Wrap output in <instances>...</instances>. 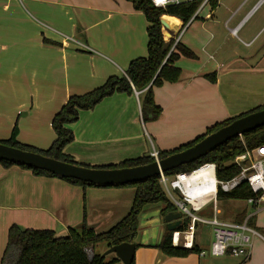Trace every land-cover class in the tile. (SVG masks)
<instances>
[{
	"label": "crops",
	"instance_id": "1",
	"mask_svg": "<svg viewBox=\"0 0 264 264\" xmlns=\"http://www.w3.org/2000/svg\"><path fill=\"white\" fill-rule=\"evenodd\" d=\"M246 3L223 21L217 9L205 13L207 6L186 26L165 16L176 27L173 39L181 32L180 43L197 59H179L175 65L182 70L180 81L155 89L161 117L144 123L140 94H115L80 113L70 126L75 139L64 153L86 166L115 165L154 151L176 150L215 124L264 106V44L249 50L261 31L244 30L242 24L230 27ZM148 26L145 15L127 0H0V141L9 140L17 125L20 144L48 150L57 138L53 118L70 97L123 76L133 60L147 57ZM213 73L215 83L205 78ZM135 193L129 187L83 188L57 177L35 176L20 166L0 165V264L12 225L66 237L70 228L86 220L104 233L103 224L109 222L111 229L129 214ZM232 201L220 202L226 210L217 202V215L209 204L201 218L216 215L236 224L246 213L245 221L252 216L255 226L264 230V207L254 215V207L245 201L246 208L231 216L236 209ZM162 209L149 205L141 213L134 264H208L207 257L215 259L209 254L213 228L206 225L199 232L202 223L195 226L193 245L200 253L167 257L158 248L167 230ZM262 246L253 240L250 259ZM98 247L99 254L108 251Z\"/></svg>",
	"mask_w": 264,
	"mask_h": 264
},
{
	"label": "trees",
	"instance_id": "2",
	"mask_svg": "<svg viewBox=\"0 0 264 264\" xmlns=\"http://www.w3.org/2000/svg\"><path fill=\"white\" fill-rule=\"evenodd\" d=\"M127 1L132 3L136 11L142 12L145 15L149 24L147 28V57L133 60L123 76L111 77L103 86L87 94L70 97L66 105H64L53 118L52 128L57 138L48 150L43 151L20 144L17 140V125H15L13 129L10 139L7 141H0V143L23 151L41 154L61 162L95 169L135 168L155 162V159L151 155H145L140 158L125 160L115 165L91 167L76 163L70 156L64 153L65 148L75 139L70 126L78 122L80 113L93 110L104 99L115 94H127L131 96L134 93H139L141 96V110L144 123L158 120L162 115V109L155 103V89L164 86L166 83L174 84L180 81L182 70L175 65L179 59H197L196 55L180 42L175 46L174 39L168 42L165 41L162 32L161 18L164 16L175 17L181 20L183 25L186 26L192 20H197L199 18L196 14L203 5L204 0L170 5L166 8L155 7L151 0ZM218 3L219 0H210L208 5L211 10L214 11L218 8ZM172 21L176 22L174 20ZM174 46L175 48L172 51ZM205 78L212 83L216 82L215 73L206 75ZM261 110H264V106L242 114L239 117L217 123L208 128L205 134L197 137L191 143L183 145L173 151H160L159 158L162 160L175 153L193 147L210 134L230 125L236 119ZM263 145L264 127L245 134L242 137L235 138L199 161L168 172L165 176L173 177L179 173L192 172L205 164H216L217 179L220 181H230L240 173V169L234 165V160L245 152ZM0 165L5 168L16 166L5 161H0ZM21 168L31 171L35 176L55 178V176L47 172L30 169L28 167ZM63 180L71 185L81 186L83 188L96 187L72 179ZM123 187L136 189L132 209L124 219L107 232L97 233L93 226H89L86 223V220L83 221L81 226L70 228L66 237H57L56 233L51 230H30L15 224L9 229L8 242L1 264H119L120 261L116 257L108 259L105 255L97 253L96 248L100 245H104L109 250L124 243L135 244L139 229L140 215L144 208L149 205H162V214L164 217L169 213L177 211V208L168 199L160 183V177H156L144 183L131 184ZM253 196L248 185L244 183L230 193H223L220 191L217 202L220 203L231 200L248 201ZM246 218V213L241 214L236 224H242ZM248 224L258 233L264 235V230L255 226L252 217L248 220ZM190 227V219H184L183 225L178 228L177 231H188ZM174 233L175 232L166 230L158 246L167 257L187 258L193 254L200 253L196 246H193L191 249L173 246L172 238ZM91 249H93L94 252L89 256V251Z\"/></svg>",
	"mask_w": 264,
	"mask_h": 264
},
{
	"label": "built area",
	"instance_id": "3",
	"mask_svg": "<svg viewBox=\"0 0 264 264\" xmlns=\"http://www.w3.org/2000/svg\"><path fill=\"white\" fill-rule=\"evenodd\" d=\"M155 7L166 8L170 5H179L195 0H151ZM210 0H204L199 9L202 10L209 4ZM182 33L174 38L175 46L180 42ZM173 47L172 51L174 50ZM139 95L138 93H136ZM151 156L159 161V152L154 151ZM234 165L240 169L238 176L230 181L217 179L216 164H205L192 172H184L167 177L160 176V183L164 191L182 215V219H190V230L174 233L172 238L173 246L191 249L194 245L195 226L197 223L210 225L213 228L214 241L210 248V254L215 258L233 256L244 258L248 261L251 256L253 240L260 236L259 233L249 226V217L242 224L223 222L216 216L217 197L220 191L230 193L246 183L253 193L247 203L254 207L256 215L264 207V145L247 151L234 160ZM214 204L215 217L211 220L203 219L196 215L209 204ZM261 237V236H260ZM202 256L205 253H201Z\"/></svg>",
	"mask_w": 264,
	"mask_h": 264
},
{
	"label": "water",
	"instance_id": "4",
	"mask_svg": "<svg viewBox=\"0 0 264 264\" xmlns=\"http://www.w3.org/2000/svg\"><path fill=\"white\" fill-rule=\"evenodd\" d=\"M164 38L173 39L176 29L167 18H161ZM264 127V110L250 113L236 119L230 125L210 134L202 141L184 151L175 153L152 164L124 169H95L61 162L41 154L23 151L0 143V161L16 166L28 167L52 174L60 179H72L100 188L123 187L131 184L144 183L148 180L165 175L183 166L191 165L208 154L214 152L229 141L244 136ZM164 222L169 232H177L183 225L182 215L176 211L165 216ZM136 244L124 243L109 249L105 255H115L123 264L135 261ZM93 254L94 250H90Z\"/></svg>",
	"mask_w": 264,
	"mask_h": 264
},
{
	"label": "rangeland",
	"instance_id": "5",
	"mask_svg": "<svg viewBox=\"0 0 264 264\" xmlns=\"http://www.w3.org/2000/svg\"><path fill=\"white\" fill-rule=\"evenodd\" d=\"M245 0H219V7L217 8L216 14L218 15L220 21H223V19H226L232 12H235L236 9L244 3ZM258 7V8H257ZM257 8V9H256ZM256 11L252 13L254 10ZM212 10L210 6L206 7V10L204 11L205 13H210ZM242 24V27H245L244 30H249L253 29L254 27H259V35L257 37V42L255 43L254 46H252L249 50H255L257 47H261L264 44V0H247V3L245 6L242 8L240 13L235 17V19L231 22L230 27H233L235 25ZM168 39V38H167ZM169 40V39H168ZM258 107V106H257ZM254 109V108H253ZM256 109V108H255ZM251 111V110H249ZM248 111V112H249ZM131 188V187H129ZM232 203L235 205L236 209L235 212H233V215H236L239 213L240 210L246 208L247 203L244 200H234ZM84 204L86 205V199L84 200ZM221 204V203H220ZM223 204L220 205L221 209L226 210L225 205L222 206ZM219 206V205H218ZM210 211L214 210V205L209 206ZM212 208V209H211ZM207 209V210H209ZM237 210V211H236ZM226 213V212H224ZM199 217H202V213H197ZM263 216V215H262ZM262 219V217L260 216ZM142 217L140 216L139 224L140 221L142 222ZM109 222L103 224L102 231H108L110 229L108 226ZM143 224V222H142ZM202 228H207V226L199 225V232H201ZM106 229V230H105ZM102 233V232H101ZM141 230L138 229V234L137 237L141 238ZM144 233V239L148 237V229L143 230ZM201 234V233H200ZM259 235H263L260 234ZM257 236L256 239H258L262 243V247L259 250L255 249V252H253L252 258L249 261H245L244 258H237V257H220V258H209L207 257L206 262L208 264H264V239L262 236ZM137 237L135 239V242L137 240ZM264 237V236H263ZM206 239V243H207ZM101 246V245H100ZM102 247H98L97 251H100ZM210 254V252H209ZM92 253L89 251V256H91ZM210 256V255H208Z\"/></svg>",
	"mask_w": 264,
	"mask_h": 264
}]
</instances>
